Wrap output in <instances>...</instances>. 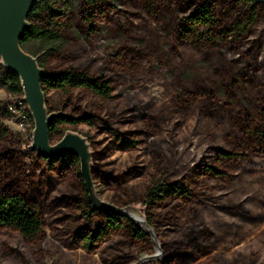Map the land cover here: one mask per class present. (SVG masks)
I'll list each match as a JSON object with an SVG mask.
<instances>
[{
  "label": "rangeland",
  "instance_id": "374dc122",
  "mask_svg": "<svg viewBox=\"0 0 264 264\" xmlns=\"http://www.w3.org/2000/svg\"><path fill=\"white\" fill-rule=\"evenodd\" d=\"M106 1V13L91 24L85 19L83 0L48 1L64 14L60 40L31 41L24 50L53 70L103 73L112 81L115 92L109 102L81 92H49L47 110L94 120L96 126L66 127L64 135L74 132L86 138L92 172L100 169L116 181L106 187L93 179L101 201L120 209L132 207L146 221L150 217L162 256L155 258L160 252L149 235L146 242L136 243L127 228L109 231L96 252H87L80 230L103 231L104 220L100 216L88 219L77 204H67L66 199L76 195L74 185L49 175L36 153L24 152L25 137L13 121L3 119L10 134L2 148L20 161L27 187L40 204L44 227L34 244L18 234L1 233L0 264H166L163 246L185 236L187 223L198 216L199 209L204 221L214 226L219 223L214 215L240 200L262 217L261 222L244 224L238 248L187 264H264V156L255 152L256 142H236L228 128L233 106L264 110V5L259 4L256 25L245 34H236L237 11L251 4L212 0L213 26L205 30L187 20L204 0ZM44 16L45 12L39 15L38 25ZM213 94L216 103L193 99ZM12 98L0 90L3 111ZM110 130L125 138L139 133L136 150L116 145ZM211 146L238 153V158L218 164L234 181L214 196L213 182L196 176L206 166H217ZM154 179L172 186L188 179L197 197L210 198L197 208L178 190L149 215L143 201ZM196 239L202 244L206 241L202 234Z\"/></svg>",
  "mask_w": 264,
  "mask_h": 264
},
{
  "label": "trees",
  "instance_id": "16d2710c",
  "mask_svg": "<svg viewBox=\"0 0 264 264\" xmlns=\"http://www.w3.org/2000/svg\"><path fill=\"white\" fill-rule=\"evenodd\" d=\"M47 0L44 3L35 4L32 12L28 17L29 29L26 31L21 41V47L31 41L59 42L61 22L64 14L55 10ZM235 2L245 5L237 11L233 31L237 34H245L252 29L257 23L259 4L252 0H234ZM85 7L84 16L88 24L95 18H100L106 11V0H83ZM46 8V9H45ZM45 12L41 25L36 23L40 14ZM214 4L212 0H204L202 4L194 10L193 14L187 19L195 22L199 27L207 30L213 26L214 21ZM31 56L34 54L27 52ZM36 58V57H35ZM37 59V58H36ZM40 68L45 70L48 78L42 82V88L45 96L49 92L70 94L81 92L91 95L102 101L109 102L113 99L115 92L112 81L103 73L94 75L86 71L79 72L73 68L53 70L43 61L37 59ZM0 90L14 98L23 96L22 87L19 78L6 71L0 65ZM195 101L208 100L211 103L218 102V98L213 94L210 96H193ZM232 107V106H229ZM225 109V108H224ZM232 117L228 122L229 136L233 135L239 142H256L255 152L264 156V110L251 112L250 110L233 106L231 111ZM8 113L0 108V234L15 233L29 244L36 243L43 235L44 219L42 210L37 199L30 193L24 179L20 161L13 152L2 148L9 137V131L2 124L3 119H8ZM94 127L96 123L91 117L78 118H59L54 121L50 131V141L53 143L57 137H62L66 127L79 126ZM230 125V127H229ZM113 142L118 145L122 144L127 151L136 150L140 141L137 140L139 133L134 132L130 138L123 137L114 130L108 131ZM209 152L214 153L217 166H206L196 172L198 179H209L212 181L215 191L211 196L223 190L227 185L234 181V177L218 167L225 161H232L238 158V153L227 151L221 146H211ZM46 164V171L49 175L59 181H70L76 190L75 197L67 198V204L75 205L91 219L101 217L104 220V229L99 232H91L88 229L80 230V238L87 252H96L104 236L109 231L124 230L129 231V237L136 243H144L148 236L144 234L139 227L135 226L129 219L114 216L110 213H98L92 207L89 201L88 193L85 188L80 173V161L71 156H66L58 161H47L38 157ZM160 160L156 162L157 168ZM94 181H98L106 187L109 184L115 185L114 178L105 175L103 171L97 169L92 172ZM180 191L184 199L188 200L191 205L200 208L205 205L204 200L210 196L199 198L196 191L193 190L192 184L188 179H184L178 185H168L158 179H154L146 190L144 203L148 208V214L152 215L157 205L173 194ZM217 191V192H216ZM234 206L227 207L220 214L214 216L218 218L219 223L214 226L204 221V216L197 211V217L187 223L185 236L172 245H164L166 254V264H187L188 261H194L198 257H211L212 255L225 254L226 250L238 248L244 238V224L259 223L262 217L252 212V209L246 206L244 201H238ZM147 223L152 226V220L148 217ZM197 234L205 236V243L197 241ZM251 254L250 261H252ZM256 257V256H255ZM248 258V259H249ZM246 259L243 260V262ZM123 264V263H121ZM245 264V263H244Z\"/></svg>",
  "mask_w": 264,
  "mask_h": 264
},
{
  "label": "water",
  "instance_id": "95a60500",
  "mask_svg": "<svg viewBox=\"0 0 264 264\" xmlns=\"http://www.w3.org/2000/svg\"><path fill=\"white\" fill-rule=\"evenodd\" d=\"M252 1L264 5V0ZM40 2L41 0H0V65L20 80L23 100L28 105L34 123L30 151L51 162L66 156L77 158L93 209L129 219L157 243L152 227L145 218L134 213L132 207L120 209L101 201L96 196L92 177V152L86 138L74 132H67L58 143L52 144L50 141L54 121L59 118H71L65 114L48 112L42 88V82L48 76L38 65L37 59L21 47V41L30 27L28 17L35 4ZM157 248L160 254L158 253L155 258L162 256L158 243Z\"/></svg>",
  "mask_w": 264,
  "mask_h": 264
},
{
  "label": "built area",
  "instance_id": "2783aa9c",
  "mask_svg": "<svg viewBox=\"0 0 264 264\" xmlns=\"http://www.w3.org/2000/svg\"><path fill=\"white\" fill-rule=\"evenodd\" d=\"M5 111L9 115L7 120L13 121L17 126V130L22 133L26 139L27 145L24 152L31 153L30 147L32 145L34 123L28 105L23 100V96L20 98L13 97L12 100L6 104Z\"/></svg>",
  "mask_w": 264,
  "mask_h": 264
}]
</instances>
